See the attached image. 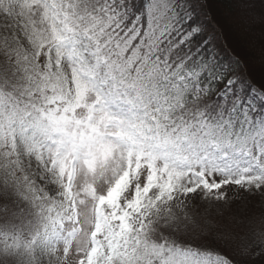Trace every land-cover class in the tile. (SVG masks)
Masks as SVG:
<instances>
[{
	"label": "snow or ice",
	"instance_id": "snow-or-ice-1",
	"mask_svg": "<svg viewBox=\"0 0 264 264\" xmlns=\"http://www.w3.org/2000/svg\"><path fill=\"white\" fill-rule=\"evenodd\" d=\"M221 7L0 0V264H264V0Z\"/></svg>",
	"mask_w": 264,
	"mask_h": 264
},
{
	"label": "trees",
	"instance_id": "trees-1",
	"mask_svg": "<svg viewBox=\"0 0 264 264\" xmlns=\"http://www.w3.org/2000/svg\"><path fill=\"white\" fill-rule=\"evenodd\" d=\"M218 2L222 6L221 11H226V8H224L223 5L227 2V0H218ZM221 47H223L226 51H230L228 44L223 41L221 42ZM253 55H254V58L258 61L261 56V53L258 48L254 51Z\"/></svg>",
	"mask_w": 264,
	"mask_h": 264
}]
</instances>
